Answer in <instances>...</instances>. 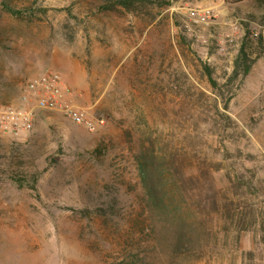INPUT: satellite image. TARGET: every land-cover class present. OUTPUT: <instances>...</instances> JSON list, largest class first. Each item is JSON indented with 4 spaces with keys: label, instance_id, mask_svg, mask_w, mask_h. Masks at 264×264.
Segmentation results:
<instances>
[{
    "label": "rangeland",
    "instance_id": "374dc122",
    "mask_svg": "<svg viewBox=\"0 0 264 264\" xmlns=\"http://www.w3.org/2000/svg\"><path fill=\"white\" fill-rule=\"evenodd\" d=\"M48 70L105 124L0 133V264H264V0H0V107Z\"/></svg>",
    "mask_w": 264,
    "mask_h": 264
},
{
    "label": "built area",
    "instance_id": "2783aa9c",
    "mask_svg": "<svg viewBox=\"0 0 264 264\" xmlns=\"http://www.w3.org/2000/svg\"><path fill=\"white\" fill-rule=\"evenodd\" d=\"M187 17L194 23H202L213 17L210 9H188ZM70 91L58 72L48 70L30 78L20 89L18 100L9 106L0 107V133L17 134L26 126L35 112L61 114L76 126L89 132L105 124L103 118L93 120L84 111L71 104L67 96Z\"/></svg>",
    "mask_w": 264,
    "mask_h": 264
},
{
    "label": "trees",
    "instance_id": "16d2710c",
    "mask_svg": "<svg viewBox=\"0 0 264 264\" xmlns=\"http://www.w3.org/2000/svg\"><path fill=\"white\" fill-rule=\"evenodd\" d=\"M6 10H8L10 13H14L13 12V10L8 6V5H5V4H3L2 5ZM244 54V52H243V50L241 51V56ZM235 73H237V71L235 72ZM247 73H248V68H246V70H244V76L245 75H247Z\"/></svg>",
    "mask_w": 264,
    "mask_h": 264
}]
</instances>
